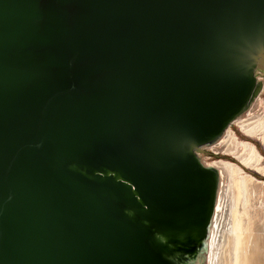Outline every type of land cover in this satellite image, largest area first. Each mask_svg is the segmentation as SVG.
Listing matches in <instances>:
<instances>
[{
  "label": "water",
  "instance_id": "95a60500",
  "mask_svg": "<svg viewBox=\"0 0 264 264\" xmlns=\"http://www.w3.org/2000/svg\"><path fill=\"white\" fill-rule=\"evenodd\" d=\"M262 68L264 0H0V264H175Z\"/></svg>",
  "mask_w": 264,
  "mask_h": 264
},
{
  "label": "bare ground",
  "instance_id": "6f19581e",
  "mask_svg": "<svg viewBox=\"0 0 264 264\" xmlns=\"http://www.w3.org/2000/svg\"><path fill=\"white\" fill-rule=\"evenodd\" d=\"M254 77L255 88L241 110L215 138L194 149L199 163L216 177L206 231L176 240L156 234L171 248L168 257L175 264H264V179L241 167L264 175V159L252 142L232 135L233 126H237L264 147V98L261 92L257 95L261 87L264 89V78L258 72ZM203 149L230 155L238 163L205 155Z\"/></svg>",
  "mask_w": 264,
  "mask_h": 264
},
{
  "label": "rangeland",
  "instance_id": "374dc122",
  "mask_svg": "<svg viewBox=\"0 0 264 264\" xmlns=\"http://www.w3.org/2000/svg\"><path fill=\"white\" fill-rule=\"evenodd\" d=\"M263 69V68H262ZM264 70V69H263ZM260 75H262V77L264 78V72H262V71H259L258 72ZM261 92V93H260ZM259 93H260V97L261 98H264V89L262 90V87H261V89H260V91L258 92V94L257 95H259ZM263 110H264V105H263ZM234 127V131H233V133H232V135L233 136H235L237 139H242V140H248V141H250V142H252L255 146H256V148L258 149V151L262 154V156H263V159H264V155H263V153H264V147H263V145L260 143V141H258L256 138H253V137H249V136H247V135H245L237 126H233ZM210 150H201V152L203 153V154H205V155H209V156H211V157H213V158H217V157H221V158H224V159H228V160H231V161H235V162H237L238 163V161H236L232 156H230V155H224V154H221V153H219V155L218 154H215L213 151H210ZM212 152V153H211ZM230 157V158H229ZM209 161L211 160V159H208ZM264 161V160H263ZM263 164H264V162H263ZM239 165H241V164H239ZM241 167L246 171V172H249L250 174H252V175H257L258 176V178H261V179H264V175H260V174H258V173H256V172H254V171H252V170H250V169H248V168H245L244 166H242L241 165ZM256 176V177H257Z\"/></svg>",
  "mask_w": 264,
  "mask_h": 264
},
{
  "label": "trees",
  "instance_id": "16d2710c",
  "mask_svg": "<svg viewBox=\"0 0 264 264\" xmlns=\"http://www.w3.org/2000/svg\"><path fill=\"white\" fill-rule=\"evenodd\" d=\"M263 155H264V153H263ZM254 176H257V175L254 174ZM257 177H258V176H257Z\"/></svg>",
  "mask_w": 264,
  "mask_h": 264
}]
</instances>
